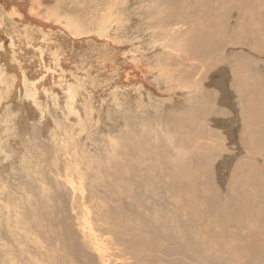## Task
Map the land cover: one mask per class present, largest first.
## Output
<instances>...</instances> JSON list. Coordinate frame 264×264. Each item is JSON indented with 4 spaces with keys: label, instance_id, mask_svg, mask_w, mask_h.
<instances>
[{
    "label": "rangeland",
    "instance_id": "rangeland-1",
    "mask_svg": "<svg viewBox=\"0 0 264 264\" xmlns=\"http://www.w3.org/2000/svg\"><path fill=\"white\" fill-rule=\"evenodd\" d=\"M9 1L18 3L22 0ZM31 1L26 0L29 3L25 8H30ZM34 1L36 4L44 1V6L49 7L47 10H50L49 14L52 15L50 17L63 18L65 22L70 18L73 19L75 24L82 26L86 34L79 35L77 38H71L69 34H66L64 38L58 33L51 34L53 40L50 46L48 45L46 50H41L29 43L42 34L38 33L35 29L37 27L33 25V21H39L40 14L32 13L38 17L32 19L29 15L24 16L16 23L12 21L11 24L8 9L5 6V12L0 9V25H6L11 32V26H20L22 35L20 54L12 51L10 62L17 61L21 57L19 61L22 65L30 67L44 58L45 61L50 60V62L61 61L64 66L57 69L61 71L55 73V76L65 78L63 83H56L58 87L56 92L49 89V91L52 90L51 94L55 96L59 94L57 102L62 105L56 102L55 106L51 107L50 102L53 103V98L50 102L38 99L36 102L39 109L35 114L36 117L28 110L30 97L24 93L20 97L17 114L22 122V130L18 138V146L14 145L15 139H13L17 135V130L12 123L14 113L10 109L3 114H9L5 116L6 118L4 117L6 122L11 121L5 123L2 120V125L5 127L2 133L0 132V136L5 144L0 148V154L14 158L15 162L9 161L8 158L7 162L0 165V207L2 208L0 210V260L2 263L105 264L108 261V264H118L117 261L120 260L122 264H131L130 260L117 256H120L124 246L132 245H124L121 239H115L116 234L109 231V224L120 220L124 225L132 223V230H135L132 237L138 233L144 240L142 245L132 246V264H264V0H223L221 3L208 4L206 14L195 8L196 3L193 2L190 6L194 7L200 16L202 13L204 17L212 15L213 18L218 19L217 23H224L227 30L224 33L228 36L225 40V44H228V54L218 57L208 66H215V68L209 69L206 73L207 81L203 84L206 83L204 89L207 91L199 95L205 98L207 92L211 94L208 100L209 107L205 111H200L192 117V121H182L181 116L177 117L179 121L176 123L174 114H178L176 112L179 111L184 112L185 109L189 112L192 103L173 112L166 109L163 127L167 122L175 121L172 124L174 131L172 132L176 134L179 143L181 138L184 140L198 134L205 135L207 131L203 126L207 127V121L212 120L209 117L221 118L219 123L212 121L210 124L213 130L218 129L224 135V139L219 140V143L225 145L221 149L222 153H219L216 148L207 149L206 146L205 148L200 146L198 149L203 153L191 151L188 154H183L181 149L167 142L169 134H166L167 129L161 126L160 106L162 105L156 104L154 98L159 99L160 96L156 94L160 91L163 94L162 101L168 102L169 106L172 104L169 103L172 102L173 94L179 91L177 88L180 84L187 82L188 86H192L191 88L181 87L188 94L190 90H194L193 83L186 80L188 76L186 68L190 67H187L186 61L176 57L170 65L173 67L171 73L175 74V78L171 80V77H168V81L164 82V79L154 77L153 71H150L152 68L149 59L153 61L155 56L150 58L146 53L140 54L134 45V39L143 35L148 37L150 43L155 42L156 39L160 40L159 36L155 37V33L159 32L161 28L159 25L163 22L166 28L165 30L161 28L160 43L169 42L170 37L165 34V31L173 29L171 32L175 35L177 24L170 10L172 0ZM215 5L223 7L221 10L224 12L221 17ZM51 9L54 10L51 11ZM110 11L115 12L114 14L119 12L124 22L121 28L128 30L123 39L115 40V42L110 39L111 46L104 43L106 39L103 34L100 35L101 31L95 30L99 28L97 21L103 20L105 16L108 17ZM24 12L26 13V9ZM216 12L218 15H215ZM119 16L114 17V22L119 20L117 18ZM44 19L43 21L46 20ZM203 21L205 22V19ZM91 25L95 27L92 28ZM31 35H33L32 41L29 38ZM90 37L91 39H88ZM174 43L173 39V43L170 44ZM216 43L219 42L216 41ZM167 52H171V47L160 48L157 52L156 60H160L158 63L161 66L166 64L167 58L169 59ZM21 54L24 57L20 56ZM213 59L215 60L214 57ZM93 63L94 66H92ZM122 66L126 67L125 73H130V81L127 80V82L132 84V104L123 99L125 96L119 91V86L113 87L115 86L113 83L120 80L116 75L120 77L119 68ZM9 67L11 70L5 66L0 55L2 76L8 71L10 74L16 72L11 65ZM148 67L150 70L147 69ZM210 71L214 72L207 76ZM45 72L44 75L49 73ZM237 72H240L241 80L239 81L243 90L233 85L238 82L239 77L235 75ZM14 76L17 77V74ZM81 77L85 81L82 82ZM103 77L106 79L104 80ZM110 78L113 82H107ZM66 80L72 86L76 95L75 100L79 102L78 106L84 108L83 112L86 116L84 124H87H85L87 129L82 137L78 135L80 128L71 119L69 113L59 107H64L72 100V98L69 99L70 95L68 96L67 88L63 85ZM42 81L43 79L38 82L41 86L44 85ZM31 85L32 83L28 88H31ZM90 88H96L94 92L98 97L94 96V92L90 93ZM87 89L89 90L88 98L83 94ZM225 89L229 92L225 98L230 100L226 105L217 100V97H224ZM93 99L95 102H92ZM119 104L122 108L118 116L122 119L127 118L126 109L135 111L134 108L139 106L146 107L142 113L140 111V115L135 114L132 118L126 119L130 122L129 125L126 123L122 125L114 115L116 109L118 111ZM225 107L228 111L222 116V109ZM48 119H54L53 122H56L52 127L56 129L55 134H52L53 129L51 133H45ZM98 120L101 124L96 123ZM104 123L107 124L104 125ZM183 124L189 129L182 130ZM114 139L118 140V145L113 149L110 143ZM119 141H122L121 144ZM164 143L168 145V148ZM158 151L160 156L166 154L169 161L175 162L177 168L179 166L178 170L171 174L160 172L157 162ZM129 155L132 156L131 168L127 162ZM136 160L139 162L136 163ZM114 161H117L119 165L114 167ZM144 172H147L148 176ZM121 178L127 180L129 185L125 181V184L122 183ZM72 182L77 188L81 186L84 196L81 193L75 195L72 192L74 188L71 187ZM80 182L82 184H77ZM178 189L184 193L193 190L197 195L193 202L196 207H189L188 214L185 216V219L190 220L188 222L183 219L184 213L176 209L179 203ZM180 201L185 205L191 204L184 198H180ZM143 206L152 209L148 213L153 216L150 217L151 219L160 220L158 224H154L150 219H146L147 226L138 222L137 219L140 217H147V214L141 211H147ZM157 211L159 213L156 214ZM195 214H198L202 221H197ZM171 218H174L176 225L178 222L180 227H165L167 222L172 225ZM193 221L199 225L198 228H194ZM207 224L210 228L206 227ZM69 226L72 227V232ZM105 229L109 233L104 232ZM116 241L119 242L118 248L114 245ZM109 247L111 250L108 249Z\"/></svg>",
    "mask_w": 264,
    "mask_h": 264
},
{
    "label": "bare ground",
    "instance_id": "bare-ground-1",
    "mask_svg": "<svg viewBox=\"0 0 264 264\" xmlns=\"http://www.w3.org/2000/svg\"><path fill=\"white\" fill-rule=\"evenodd\" d=\"M18 1V0H17ZM24 1V2H23ZM29 1V0H28ZM41 1V0H40ZM111 1V0H110ZM116 1V0H115ZM177 1V2H176ZM223 0H172L171 2V7H170V10H171V13H172V16L173 18L175 19L176 21V24H177V28H176V31H175V35L171 32L173 31V29H170L168 31H165V34L167 36H169L170 38L169 39V42H166V41H162L161 42V32H162V29L161 28H164L165 30V26L163 25L165 22L161 23L159 26L161 27L159 32L157 31L155 33V37H158L160 38V40H157L153 43H150L149 40H148V37L147 36H139L137 38L134 39V45L137 47L138 49V52L140 54H144L146 53V55H149L150 58L151 57H154L155 56V60L151 61V59H149L151 65L150 67L152 68V70H150V68L148 67L147 69H149L150 71H153V76L154 77H159L160 80L161 79H164V82H167L168 81V77H171V80H173L175 78V74L174 73H171L173 72V67H171L170 65L173 63V60L176 59V57L178 58H181L183 61H186L187 62V67H190V68H186V71L188 72V76H187V81H191L193 83V86H195L194 90H190L189 94L184 92L181 87H187V88H191L192 86H188L187 82L186 83H183V84H180V87H178L177 89H179V91H175V93L173 94V98H172V102H170L169 104L171 105H167L168 102L166 101H162L161 98H163V94L160 92V91H157V94L156 96H160L159 99L157 98H154V101L156 104H159V105H162L160 106L161 107V111H162V115H161V126L163 127V124H164V116L166 115L165 112H166V109H170L171 112H173L174 110H181L184 108L185 105H188L189 103H192V108H190V111L189 112H186L187 109H185V111H179V112H176L178 114H174L175 115V121L176 123L179 121V119L177 117H182V121L184 120H187V121H192L191 118L196 116L200 111H205L208 107H209V104L210 102L208 101L209 100V97L211 94H209L207 92V94L205 95V98H202V96H199L201 93L207 91V89H204V87L206 86V83L203 84L204 82H206V78H205V75L206 73L209 71V69L211 68H215V66H210L208 67L210 64L214 63L216 61V59L218 57H223L224 54L227 53V49H228V44H225V40H227V34L224 33L225 30H226V27L224 25L223 22H219L220 23H217L218 22V19H215L212 17V15H207V17H204V14L202 13V15L200 16V14H197L196 13V9H199L201 10V12H205L206 14V8L208 6V4H213L215 2L217 3H221ZM50 2V1H48ZM47 2V3H48ZM79 2V1H78ZM111 2H114V1H111ZM121 2V1H120ZM196 3V7H190L192 6V4ZM27 3L29 2H26V0H22L21 2L18 1V3L16 2H12V1H9V0H0V9L3 10V12H5V7L8 9V13L10 14L11 16V24L14 22L16 23L17 20H19L20 18L24 17V16H31L32 19H34L36 16H34L32 13H35V14H40V16L38 17V20L37 22H34L33 21V25L35 27V29H37V32L39 33H42L39 35L38 39L36 40H33V35L29 36L30 38V41L32 42H29L31 43V46H34L35 48L37 47L38 49L40 48L41 50H46L47 46L51 44L53 38H52V35H55L56 33L60 34V35H63V38L66 36V34H69L71 36V38H77L79 35H85L86 33L83 32V29H82V26H80L78 23L75 24L74 20L70 18L69 21H64L63 18L61 19H58L56 17H50L52 16L51 14H49L50 10L48 11L47 9H49V7H45L44 6V1L43 2H38L37 4L35 3L34 0L31 1V6L30 8H25L27 6ZM116 3V2H115ZM123 3V2H122ZM163 3V1H162ZM52 4V3H51ZM114 4V3H113ZM29 5V4H28ZM69 5V4H68ZM115 5V4H114ZM118 5V4H116ZM230 5V4H229ZM5 6V7H4ZM49 6V5H48ZM56 6V5H55ZM54 6V7H55ZM216 6V5H215ZM235 6V5H234ZM114 7V6H113ZM116 7V6H115ZM128 7V6H127ZM178 7V9H177ZM218 12H219V17L222 16V12H224L223 10V7L221 6H216ZM117 8V7H116ZM26 9V13L24 12ZM61 9V8H60ZM109 9V8H108ZM118 9V8H117ZM121 9V8H120ZM127 9V8H126ZM230 9V8H229ZM54 10V9H51V11ZM107 10V9H106ZM235 10V9H234ZM7 11V10H6ZM96 11V10H95ZM98 11V10H97ZM200 12V13H201ZM232 12V11H230ZM28 13V14H27ZM43 13V14H42ZM115 13V12H114ZM112 11H110L109 13V16L108 17H104L103 20H99L97 21V25L99 26L98 29H95L96 31H101L100 32V35L103 34V36L105 37L104 40L106 43V45H110L112 44L110 41H114L115 40H120V39H123L124 38V35L128 32V30H125L123 28H121L124 24L123 22V18L121 16H119V12L117 14H114ZM217 13V12H216ZM229 14V12H227ZM226 13V14H227ZM45 15H46V18H45ZM96 15H99V14H96ZM215 15H218L215 14ZM115 16H119L117 17L119 20H117L116 22H114V17ZM228 16V15H227ZM36 17V18H37ZM43 17V18H41ZM59 17V16H58ZM61 17H63L61 15ZM94 17V16H93ZM41 18V19H39ZM46 20H45V19ZM66 18V17H65ZM87 18V17H86ZM116 18V19H117ZM256 18V17H255ZM43 19L45 21H43ZM75 19V18H74ZM121 19V20H120ZM205 19V22L203 21ZM224 19V18H223ZM13 21V22H12ZM25 21V20H23ZM125 21V20H124ZM78 22V21H77ZM256 22V21H255ZM83 23V22H82ZM89 23V22H88ZM93 24V23H92ZM126 24V23H125ZM200 24V25H198ZM32 25V24H30ZM88 25V24H87ZM169 25V24H167ZM231 25V24H230ZM86 26V25H85ZM92 26V25H91ZM12 28V32L9 31L7 28H6V25L2 24L0 25V55L2 56V61H4V64L7 68L10 69L9 65H11L13 67V70H16V72L13 74H10L9 71V77L7 76L8 73H6L4 76H2V73H3V70H1L0 72V132L2 133V129L5 127V125H2V120L3 122L5 123H8L10 122L11 120L9 121H5L4 120V117L9 115V114H6V115H3L5 113V111L12 109L14 115H13V125L14 127L16 128L17 130V135L14 136L13 139H15L14 141V145L15 146H18L19 145V135L21 134V130H22V126H21V119H20V116L19 114H17V111H18V107L20 105V97L24 94H27L28 97H30L29 99V102H28V110L34 114H36V112H38V109L39 107L37 108V102L36 100H40V99H43V100H46L47 102L53 98V103L50 102V106L51 107H54L55 106V103L59 100L58 98V93H57V96L51 94L52 90L53 91H57L58 87L56 85V83H63L65 81V78L62 76L61 78H57L55 76V73H59L61 70H57L59 68H63V64L61 61H54V57H52L53 61L50 62V60H40L38 59L39 62H36L33 64V66H30L28 67H25V65L23 66L21 61H19V59L21 57H19V59L17 61H11L10 62V59H11V53L12 51L15 52L16 54L19 53L20 54V47L21 46V39L20 37L22 36L21 35V30H20V26H17V27H13L11 26ZM84 27V26H83ZM88 27V26H87ZM95 27V26H92V28ZM29 28V27H28ZM40 29V30H38ZM80 29V30H79ZM88 29V28H87ZM82 30V31H81ZM85 30V29H84ZM231 30V29H230ZM86 31V30H85ZM227 31V30H226ZM235 32V31H234ZM88 33H90L88 31ZM150 33V32H149ZM52 34V35H51ZM145 34L147 35V33L145 32ZM94 35V34H93ZM70 36H68L70 38ZM92 36V35H91ZM95 36V35H94ZM59 37V36H58ZM82 37V36H81ZM96 37V36H95ZM136 37V36H135ZM28 38V39H29ZM98 38V36H97ZM178 38V39H177ZM60 39V38H59ZM66 39V38H65ZM88 39H91L88 38ZM93 39V38H92ZM111 39V40H110ZM173 39L175 40V43L174 44H170V43H173ZM86 40V39H85ZM84 40V41H85ZM97 40V39H95ZM110 40V41H109ZM80 41V40H79ZM83 41V42H84ZM219 42V43H216ZM58 42V41H57ZM73 42V41H72ZM95 42V41H94ZM159 42V43H158ZM232 42V41H231ZM24 43V42H23ZM74 43V42H73ZM86 43V42H85ZM84 43V44H85ZM88 43V42H87ZM233 43V42H232ZM25 44V43H24ZM59 44V43H58ZM79 44V43H78ZM235 44V43H234ZM75 45V44H74ZM86 45V44H85ZM25 46V45H24ZM111 46V45H110ZM114 46V44H113ZM30 47V46H29ZM54 47V45H53ZM120 47V46H119ZM118 47V48H119ZM171 47V52H167L168 54H166L170 60L167 58V62L164 66H161L160 63H158L160 60H156L158 59V55H157V52L160 48H169ZM75 48V46H74ZM135 48V47H134ZM20 49V50H19ZM37 49V51H38ZM53 49V48H52ZM31 50V48H30ZM33 50V49H32ZM40 51V50H39ZM64 52V50H62ZM66 51V50H65ZM22 52V51H21ZM32 52V51H31ZM53 52V51H52ZM73 52V51H72ZM96 52V51H95ZM94 52V53H95ZM98 52V51H97ZM96 52V53H97ZM29 53V52H28ZM39 53V52H37ZM56 53V51L54 52ZM66 54V53H65ZM228 54V53H227ZM264 54V53H263ZM38 55V54H37ZM45 55V54H44ZM67 55V54H66ZM71 55V54H70ZM95 55V54H93ZM101 55V54H100ZM261 55V54H260ZM22 56V54L20 55ZM27 55L25 54V57ZM39 56V55H38ZM46 56V55H45ZM53 56V54H52ZM64 56V55H63ZM62 56V57H63ZM73 56V55H72ZM246 56V55H245ZM24 57V56H22ZM96 57V56H95ZM125 57V56H124ZM146 57V56H145ZM144 57V58H145ZM213 57L215 58V60L213 59ZM28 58V56H27ZM48 58V57H47ZM68 58V57H67ZM92 58V57H91ZM121 58V57H120ZM41 59V58H40ZM55 59H57L55 57ZM63 59V58H62ZM70 59V57H69ZM74 59V58H73ZM123 59V58H122ZM142 59V58H141ZM29 60V59H28ZM32 60V59H31ZM77 60V59H75ZM106 60L108 61V59L106 58ZM146 60V59H145ZM169 60V61H168ZM66 61V60H65ZM70 61V60H68ZM72 61V60H71ZM156 61V62H155ZM10 62V63H9ZM77 62V61H76ZM79 62V61H78ZM97 62V61H96ZM110 62V61H109ZM74 63V62H73ZM81 63V62H80ZM83 63V62H82ZM99 63V61H98ZM13 64V65H12ZM72 64V63H71ZM109 64V63H107ZM75 65V64H74ZM73 65V66H74ZM96 65V64H95ZM78 66V65H77ZM87 66V65H86ZM94 66V63L93 65ZM243 66V65H241ZM67 67V66H65ZM97 67V66H95ZM105 67V66H104ZM109 67V65H108ZM119 67V66H118ZM123 67V66H122ZM120 67V68H122ZM201 67V68H200ZM120 77L116 75V77L120 80H117L115 81V83H113L115 86L113 87H118L119 91H121V93H123V95L125 96L123 99L126 100L127 102H132V84L128 83L127 80L130 79V73H125V69L126 67L124 66L123 69H120ZM101 69V68H100ZM116 69V68H115ZM193 69L194 72H193ZM57 70V71H55ZM66 70V69H65ZM75 70V69H74ZM102 70V69H101ZM112 70V69H111ZM6 71V70H5ZM47 71L49 72L48 74H45L44 75V72ZM79 71V70H78ZM85 71V70H84ZM96 71V69H95ZM98 71V70H97ZM107 71H108V68H107ZM131 71V70H130ZM138 71V70H137ZM144 71V70H143ZM142 71V72H143ZM70 72V71H69ZM102 71H100L101 73ZM119 72V71H118ZM124 72V73H123ZM145 72V71H144ZM214 71H210L207 76H210L209 74H212ZM46 73V72H45ZM65 73V72H64ZM99 73V74H100ZM104 73V72H103ZM112 73V72H110ZM242 73V72H241ZM244 73V72H243ZM15 74H17V77L14 76ZM67 74V73H65ZM71 74V73H70ZM77 75V74H76ZM82 75V74H81ZM101 75V74H100ZM106 75V74H105ZM142 75V74H141ZM236 77H239L238 78V82L236 83H233V85L239 87L241 90L242 87L240 85V81L241 78H240V72H237L235 73ZM73 76V75H72ZM98 76V75H97ZM110 76V75H109ZM138 76V75H137ZM143 76V75H142ZM147 76V75H146ZM113 77V76H111ZM115 77V76H114ZM132 77V76H131ZM145 77V76H144ZM64 78V79H62ZM96 78V77H95ZM139 78V77H138ZM148 78V77H146ZM41 79H43L42 83H44V85H40L38 82H41ZM68 79V78H67ZM70 79V78H69ZM68 79V80H69ZM76 79V78H75ZM79 79V77H78ZM81 79H83L81 77ZM90 79V78H89ZM88 79V80H89ZM94 79V78H93ZM101 79V78H100ZM99 79V80H100ZM104 79V77H103ZM106 79V77H105ZM104 79V80H105ZM150 79V78H148ZM209 79V77H208ZM87 80V79H86ZM97 80V79H96ZM134 80V78H133ZM160 80H158V82H160ZM210 80V79H209ZM85 81L84 79L82 80V82ZM93 81V80H92ZM103 81V80H102ZM101 81V82H102ZM113 82V79L110 78L109 81L107 82ZM130 81V80H129ZM144 81V80H143ZM91 82V80H90ZM146 82V81H145ZM153 82V81H151ZM170 82V81H169ZM28 83H32L31 85V88H28L30 86H28ZM70 83V81H69ZM72 83V82H71ZM81 83V82H80ZM92 83V82H91ZM143 83V85H146L144 82H141ZM162 83V82H161ZM73 84V83H72ZM85 84V83H84ZM87 84V83H86ZM112 84V85H113ZM149 84V83H147ZM66 88H67V91H68V96L70 95V98H72V100H70V102H68L67 104H65V106H59L61 108H63V110L65 109L71 119L74 121V123L77 124V126L80 128L78 129L79 133L78 135H80L81 137L83 136V132H85V124H84V117L85 116V112H83V109L81 106H78L79 102L75 100V93L73 92V89L71 88L72 86H70L68 83H67V80L66 82L63 84ZM88 85V84H87ZM92 86V84H89ZM150 85V84H149ZM76 86V84H75ZM109 86H110V83H109ZM63 87V86H62ZM81 87V85H80ZM79 87V88H80ZM94 87V86H93ZM106 87V86H105ZM108 87V86H107ZM129 87V89L126 90V88ZM157 87V86H156ZM4 88V90L2 89ZM84 88V87H83ZM87 88V86H86ZM84 88V89H86ZM92 88V87H91ZM90 88V89H91ZM104 88V87H103ZM146 88H149V87H146ZM152 88V87H151ZM49 89H52L49 91ZM96 88H93L90 90V93L92 94V92H94ZM107 89V88H106ZM110 89V88H109ZM108 89V90H109ZM156 90V88H154ZM220 89V88H219ZM65 90V89H64ZM98 90V89H97ZM137 90V89H136ZM134 90V91H136ZM60 91V90H58ZM103 91V90H102ZM112 91V90H111ZM139 91V89H138ZM223 93V98H220V97H217L218 99L217 100H220L222 101L225 105L226 104H229L227 103L228 100L227 97L225 98V95L229 94V92L225 90ZM231 91V89L229 90ZM61 92V91H60ZM105 92V91H104ZM110 92V91H109ZM117 92V91H116ZM115 92V93H116ZM240 92V91H239ZM54 93V92H53ZM63 93V92H62ZM61 93V94H62ZM80 93H81V90H80ZM79 93V94H80ZM98 93V92H97ZM102 93V92H101ZM138 93V92H137ZM142 93V92H141ZM60 94V95H61ZM82 94V93H81ZM86 98L89 97V90L87 89L85 93ZM90 94V95H91ZM95 94V92H94ZM106 94V93H105ZM120 94V93H119ZM140 94V93H139ZM154 94V95H155ZM118 95V94H117ZM134 95V94H133ZM79 96V95H78ZM95 97H98L96 94L94 95ZM112 96V94H111ZM115 96V95H114ZM217 96V95H216ZM81 97V96H80ZM204 97V96H203ZM64 98V97H62ZM101 98V97H100ZM211 98V97H210ZM80 99V98H79ZM127 99H130V100H127ZM171 99V98H170ZM63 100V99H62ZM82 100V99H81ZM91 100V99H90ZM138 100V99H136ZM83 101V100H82ZM86 101V100H85ZM88 101V100H87ZM94 101V99L92 100V102ZM95 102V101H94ZM99 102V101H98ZM242 102V101H241ZM59 103V102H57ZM139 103V102H138ZM42 104H43V101H42ZM122 104V103H121ZM132 104V103H131ZM243 104V103H242ZM41 105V104H40ZM45 105V104H44ZM48 105V104H47ZM59 105H62L61 103H59ZM83 105V104H82ZM96 105V104H95ZM224 105V106H225ZM43 106V105H42ZM93 106V105H92ZM119 108H118V111L116 109L114 115L115 117H117L116 119H118V121L121 122L122 125H124L125 123L127 125L130 124V122H127L126 119H128V117H131L132 116H135L136 115H140V111L142 113V110H144V107H141L139 106L138 108H134L135 111H133L132 109H126L125 113L127 115V118H121V116L119 117L118 116V112L120 111V109L122 108L121 106L122 105H118ZM86 107V106H85ZM88 107V106H87ZM45 108V107H44ZM128 108H130L128 106ZM176 108V109H175ZM187 108V107H186ZM53 110V109H52ZM214 110V109H213ZM54 111V110H53ZM129 111V112H128ZM155 111H157V109H155ZM212 111V110H211ZM226 111H228V108L225 107L222 109V116H224V113H226ZM51 112V111H50ZM95 112V111H94ZM121 112V111H120ZM119 112V114H120ZM145 112V111H144ZM158 112V111H157ZM28 113V112H27ZM64 113V111H63ZM91 113V112H90ZM93 113V112H92ZM132 113L134 115H132ZM203 113V112H202ZM38 114V113H37ZM124 114V113H123ZM47 115V114H46ZM62 115V114H61ZM65 115V114H64ZM63 115V116H64ZM173 115V114H172ZM200 115V114H199ZM101 116V115H100ZM36 117V116H35ZM91 117V116H90ZM6 118V117H5ZM65 118V117H64ZM96 118V117H95ZM94 118V119H95ZM99 118V117H98ZM104 118V117H103ZM168 118V117H167ZM170 118V117H169ZM209 118H212V120H208L206 125L207 127L204 125L203 127L205 128V130L207 131L205 135H200L198 134L197 136L194 135V137H190V138H186L184 140H182L181 138V143H179L178 141V138L175 136L176 134L173 133L174 131L172 130V124L173 122L175 123V121H172L171 120V123L170 121L167 122L170 124H165L166 126L163 127L166 130V134H169V139L171 141H168L170 143V145L172 146H175L179 149H181V151L183 152V154H188L190 153L191 151H199L201 152L198 148L201 146L202 148H206L207 149H213V148H216L218 149L219 153H222V148L225 146L224 143H219V140H222L224 139V135L222 134V132L218 129H215L213 130L211 128V122L212 121H217V123H219V121L221 120V118H219L218 116H216L215 118L213 117H209ZM207 119V118H206ZM54 120V119H53ZM53 120L51 119H48L47 120V124L45 125L46 128H45V133L48 132V133H51V129H53L52 127L54 126V122ZM97 120V118H96ZM101 120V119H100ZM196 120V119H195ZM202 120H205V119H202ZM229 120V119H227ZM92 121V120H91ZM94 121V120H93ZM105 121V120H104ZM194 121V120H193ZM99 122L96 121V123ZM146 122V121H145ZM56 123V122H55ZM100 123V122H99ZM98 123V124H99ZM129 123V124H128ZM101 124V123H100ZM107 124V123H106ZM104 123V125H106ZM111 124V123H109ZM213 124V123H212ZM215 124V125H216ZM222 124V123H221ZM44 125V124H43ZM72 125V124H71ZM87 125V124H86ZM93 125V124H92ZM113 125V124H112ZM69 126V125H68ZM94 126H97V125H94ZM102 126V125H101ZM88 127V126H87ZM104 127V126H103ZM130 127V126H129ZM218 127V126H217ZM90 128V127H89ZM94 128V127H93ZM7 129H8V126H7ZM61 129V128H60ZM102 129V128H101ZM182 130L186 131L187 129H189V127L185 124H183V126L181 127ZM26 130V129H25ZM56 130V129H55ZM55 130L53 129L52 131V134H55ZM92 130V129H91ZM90 130V131H91ZM99 130V129H98ZM103 130V129H102ZM100 131V130H99ZM121 131V130H120ZM173 131V132H172ZM183 131V132H184ZM202 131V130H201ZM124 132V131H123ZM126 132V130H125ZM89 133V132H88ZM91 133V132H90ZM106 133V132H104ZM113 133V131H112ZM177 133V132H176ZM182 133V132H181ZM130 134V133H129ZM128 134V135H129ZM145 134V133H144ZM2 135V134H1ZM50 135V134H49ZM127 135V136H128ZM143 135V134H142ZM155 135V134H154ZM45 136V135H44ZM48 136V135H47ZM102 136V135H101ZM110 136V135H109ZM132 136V135H131ZM186 136H190V135H186ZM36 137V136H35ZM105 137V136H104ZM123 137V136H122ZM242 139H243V136H241ZM158 138V137H156ZM174 138V139H172ZM50 139V138H49ZM83 139V138H82ZM121 139V138H120ZM125 139V138H124ZM110 140V139H109ZM123 140V139H122ZM126 140V139H125ZM153 140V139H152ZM154 140L156 141V139L154 138ZM120 142V141H119ZM122 142V141H121ZM120 142V144H121ZM94 143V142H93ZM215 143V144H214ZM4 142H3V139L2 137L0 136V148H2L4 146ZM147 144V143H146ZM111 147L114 149L117 145H118V140H112L111 143H110ZM127 145V144H126ZM165 147L168 148V145H166L164 143ZM120 147V146H119ZM124 147V146H123ZM131 147V146H130ZM120 149V148H119ZM158 150V149H156ZM124 151V150H123ZM102 152V151H101ZM1 153V152H0ZM124 153V152H123ZM203 153V152H201ZM113 154V152H112ZM134 154V153H133ZM9 155V154H8ZM118 155V154H117ZM121 156V155H119ZM126 156V155H125ZM130 156V155H129ZM128 156V159H127V162L128 164L130 165L129 168L132 167V156L129 157ZM118 157V156H117ZM157 157H158V168L160 169V172H163L165 174H171L172 172L178 170L177 168V165L175 164V162H172V161H169L167 159V155L164 154V155H161L160 156V151H158L157 153ZM9 157L7 156H1L0 154V165L3 163V162H7ZM124 158V157H123ZM100 159V158H98ZM134 159V158H133ZM12 160L11 162H15V159L10 157L9 158V161ZM125 161V160H123ZM81 162V161H80ZM111 162V161H110ZM136 163H138L139 161L136 160L135 161ZM77 163V162H76ZM112 163V162H111ZM110 163V164H111ZM68 164V163H67ZM66 164V165H67ZM103 164V162H102ZM114 167L115 166H118L119 163L116 161H114ZM162 165V166H161ZM110 166V165H109ZM142 166V165H141ZM161 166V167H159ZM107 167V166H106ZM111 167V166H110ZM120 168V167H119ZM128 168V170H129ZM139 168V167H138ZM153 168V167H152ZM64 169V168H63ZM75 169V168H74ZM106 169V168H105ZM122 169V168H121ZM124 170V169H123ZM132 170V169H131ZM152 170V169H151ZM150 170V171H151ZM158 170V169H156ZM122 171V170H120ZM127 171V170H126ZM136 171V170H135ZM134 171V172H135ZM60 172H62L60 170ZM80 172V171H79ZM130 172V171H129ZM138 172V171H137ZM136 172V173H137ZM142 172V170L140 171ZM138 172V173H140ZM59 173V172H58ZM85 173V172H84ZM118 173V172H117ZM145 173V172H144ZM143 173V174H144ZM147 173V172H146ZM145 173V174H146ZM42 174V173H41ZM74 174V173H73ZM119 174V173H118ZM130 174V173H129ZM196 176H197V172H195ZM127 175V174H126ZM147 175V174H146ZM139 176V175H138ZM141 176V175H140ZM148 176V175H147ZM151 176V175H150ZM154 176V175H153ZM120 177V176H119ZM142 177V176H141ZM146 177V176H145ZM62 178V177H61ZM130 178V177H129ZM150 178V177H149ZM148 178V179H149ZM158 178V177H157ZM155 178V179H157ZM137 179V178H136ZM145 179V178H144ZM147 179V180H148ZM122 183L125 184V182H127V180L125 181V179L121 178L120 179ZM150 180V179H149ZM153 180V179H152ZM66 181V180H65ZM114 181V179H113ZM125 181V182H124ZM134 181V180H133ZM131 181V182H133ZM115 182V181H114ZM120 182V181H119ZM136 182V181H135ZM149 182V181H148ZM151 182V180H150ZM159 182V181H158ZM111 183V182H110ZM118 183V182H116ZM134 183V182H133ZM141 183V182H140ZM77 184H82L81 182L80 183H77ZM127 185L128 182L126 183ZM154 184V182H153ZM142 185V184H141ZM141 185H139L141 187ZM146 185V184H145ZM123 186V184H122ZM147 186V185H146ZM161 186V185H160ZM71 187H74L72 192L76 195V194H79L81 193L83 196H84V191H82V188H77L76 184H74L72 182V185ZM127 186L125 185V188ZM130 187V186H129ZM138 187V186H137ZM144 187V186H143ZM133 188V187H131ZM130 188V189H131ZM142 188V187H141ZM140 188V190H141ZM146 188V187H145ZM158 188V187H157ZM161 188V187H160ZM72 189V188H71ZM77 189V191H75ZM151 189V188H150ZM154 189V188H153ZM159 189V188H158ZM157 189V190H158ZM123 190V189H122ZM143 190V189H142ZM141 190V191H142ZM128 191V190H127ZM138 191V190H137ZM145 191V190H144ZM154 191V190H153ZM3 192V191H2ZM146 192V191H145ZM159 192V191H158ZM4 193V192H3ZM1 193V194H3ZM126 193V192H125ZM142 193H144L142 191ZM157 193V192H156ZM155 194V193H154ZM81 195V196H82ZM177 195H178V200H179V203L178 205L176 206V209H178L181 213L183 212L184 215H183V219H185L186 215L188 214V211H189V207L191 206H195L196 207V204H194L193 202L195 201V198L197 197L196 193L191 190L187 193H184L182 192L181 189H178L177 191ZM195 195V196H194ZM47 196H50V195H47ZM145 196V194H144ZM150 197V195H148ZM87 197V196H86ZM142 197V196H141ZM145 198V197H144ZM160 198V197H159ZM180 198H184L185 200H187L188 202H190L191 204H188V205H185V204H182L181 201H180ZM138 201V200H137ZM86 202V201H85ZM145 202V201H144ZM148 202V201H147ZM151 202V201H150ZM156 202V201H155ZM91 203V202H90ZM147 204V203H146ZM153 204V203H152ZM151 204V205H152ZM86 205V204H85ZM161 205V204H160ZM1 206V204H0ZM139 206V205H138ZM6 207V206H5ZM22 207V206H21ZM155 207V206H154ZM157 207V206H156ZM200 207V206H198ZM1 208V207H0ZM86 208V207H85ZM144 209H146L147 211H142V213H146L147 214V217H140L138 220V222L143 225V226H147L148 224L146 223V219H150L154 224H158L160 222V220L155 219H151L150 217L152 215H149L150 212L152 209L150 207H147V206H143ZM142 208V209H143ZM193 208V207H192ZM3 209H4V206H3ZM84 209V208H83ZM88 209V208H87ZM86 209V210H87ZM141 209V208H140ZM151 209V210H150ZM157 209V208H155ZM160 209V208H159ZM158 209V210H159ZM2 210V208L0 209ZM10 210V209H9ZM204 210V209H203ZM89 211V209H88ZM205 211H208V210H205ZM84 212V211H83ZM175 212V211H174ZM86 213V212H85ZM159 213L158 211L156 212V214ZM152 214V213H151ZM194 214V213H193ZM87 215V214H86ZM197 215V216H196ZM227 215V214H226ZM203 216V214L201 213V217ZM153 217V216H152ZM195 217H196V220L197 221H202V218L201 217H198V214H195ZM132 218V217H131ZM201 218V219H200ZM18 219V218H17ZM174 218H171V222H172V225L167 222V224H165L164 226L165 227H180L179 226V223L177 222V225L175 223V221L173 220ZM185 221H190V220H187L185 219ZM194 222V221H193ZM69 224V223H68ZM109 231L116 234L115 236V239H121L122 240V243L125 245V244H131L132 246H137V245H142L144 243V240L143 238L138 234L136 233L137 235H134L132 237V233H135V230H132V223L131 224H123L122 221L118 220L116 222H114L113 224H109ZM199 225H197L196 222H194V228H198ZM210 226V225H209ZM207 228H210L208 227V224L206 225ZM193 228V227H192ZM69 229H70V232L72 227L69 226ZM109 231H106V229L104 230V232H107L109 233ZM109 244V243H108ZM114 245L117 246V248L119 247V242L116 241V243H114ZM110 246V245H108ZM132 246H124V249L122 251V253L120 254V256H117L119 258H123V259H128L130 260L131 264H132ZM109 250H111V247L108 248ZM112 254V252L110 253ZM1 261V260H0ZM118 264H122L120 262V260L117 261ZM0 264H3L2 261L0 262ZM105 264H108V261H106Z\"/></svg>",
    "mask_w": 264,
    "mask_h": 264
}]
</instances>
